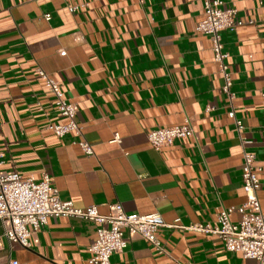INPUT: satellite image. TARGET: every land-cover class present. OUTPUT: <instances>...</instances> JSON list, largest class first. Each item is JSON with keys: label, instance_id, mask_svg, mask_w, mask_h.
Wrapping results in <instances>:
<instances>
[{"label": "crops", "instance_id": "obj_1", "mask_svg": "<svg viewBox=\"0 0 264 264\" xmlns=\"http://www.w3.org/2000/svg\"><path fill=\"white\" fill-rule=\"evenodd\" d=\"M78 1L85 5L71 13L65 0H0V172L38 180L46 171L61 199L102 214L119 202L129 213L178 219L156 232L162 252L126 234L111 264H253L216 235L183 227L212 224L219 207L245 200L244 150L262 167L264 214V0H222L243 21L220 33L229 92L209 36L196 31L203 0ZM37 68L60 83L92 155L74 133L47 128L64 119ZM185 118L192 136L150 145L149 130ZM95 237L91 220L50 217L24 247L0 222V264H90Z\"/></svg>", "mask_w": 264, "mask_h": 264}, {"label": "built area", "instance_id": "obj_2", "mask_svg": "<svg viewBox=\"0 0 264 264\" xmlns=\"http://www.w3.org/2000/svg\"><path fill=\"white\" fill-rule=\"evenodd\" d=\"M66 8L73 13L85 4L78 0H65ZM204 15L197 23L196 31L209 36L213 62L217 65L223 77L222 89L229 92L231 76L225 59L228 56L221 41V31L235 30L243 24L237 15V9L228 7L222 0H203ZM45 19L50 15L45 14ZM48 90L54 95L55 110L63 122L49 123L47 128L55 136L64 137L74 133L79 139L77 143L86 155H92L91 145L82 137L79 124L75 120V110L71 103L63 96L61 85L49 77L42 69H35ZM230 96H233L230 93ZM264 106V91L262 92ZM234 117V111L228 112ZM238 131L243 125L235 119ZM194 133L187 118L181 124L157 127L147 132L150 145L158 150L172 145L176 140H183ZM114 140L118 135L114 134ZM2 163L0 155V165ZM241 181L245 200L240 205L219 207L214 222L196 223L183 227L185 229L201 231L216 235L228 251L240 253L253 264H264V214L261 211L257 191L260 188L259 173L262 167L257 164L253 152L244 150ZM239 214V219L233 221L231 215ZM74 217L87 219L96 224V237L88 247V263L111 264L110 256L122 251L126 245L127 235H139L162 252L163 248L156 237L158 229L178 227L175 219L167 223L159 213L138 214L126 212L119 202L109 205L107 213L102 214L96 205L76 207L70 200L61 199L52 186L50 175L43 171L40 179L23 177L19 172H0V222L3 235L21 246H29L32 231H37L46 225L50 217ZM182 227V226H181ZM8 264H18L16 260Z\"/></svg>", "mask_w": 264, "mask_h": 264}]
</instances>
